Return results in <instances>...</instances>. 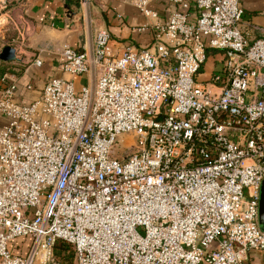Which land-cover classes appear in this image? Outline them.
I'll use <instances>...</instances> for the list:
<instances>
[{"label":"built area","instance_id":"obj_1","mask_svg":"<svg viewBox=\"0 0 264 264\" xmlns=\"http://www.w3.org/2000/svg\"><path fill=\"white\" fill-rule=\"evenodd\" d=\"M127 1L151 20L131 28L152 30L148 45L116 51L106 28L90 51L63 43L69 77L30 100L0 74V264H60L57 243L73 264H247L264 251V27L243 21L242 0ZM209 50L223 58L201 79Z\"/></svg>","mask_w":264,"mask_h":264},{"label":"crops","instance_id":"obj_2","mask_svg":"<svg viewBox=\"0 0 264 264\" xmlns=\"http://www.w3.org/2000/svg\"><path fill=\"white\" fill-rule=\"evenodd\" d=\"M241 4L243 21L263 28L264 0H242ZM150 8L156 11L159 20H164L171 10L163 1L152 2ZM2 17L4 21L14 25L19 33L15 35L14 32L12 36L26 40L28 49L23 55H19L17 51V61L7 63L0 60V74H14L20 97L27 100L35 98L49 78L69 77L57 68L56 53L63 43H68L78 51H90L96 30L106 28L111 34L116 51H120L125 46L140 48L148 45L153 34L152 30L146 33H132L133 26L150 24L151 20L141 15L127 0H77L75 3L70 2L68 8L64 0H0V18ZM28 27L31 29L29 35L25 33ZM7 29V26L1 23L0 36L5 35ZM244 30L250 38L261 35L260 31L249 27ZM2 47L0 46V49ZM28 50H34L35 56L41 58L40 67L31 64L28 57L31 51ZM222 58L220 51L209 50L206 62L209 61L213 67H219ZM20 65H24V68L21 69ZM211 72V69L207 70L203 66L199 78L206 79ZM80 79L91 81L87 74L74 77L73 82L77 90L85 85L77 86ZM30 82L33 84L32 89L26 87ZM253 252L254 263L264 264V251Z\"/></svg>","mask_w":264,"mask_h":264},{"label":"rangeland","instance_id":"obj_3","mask_svg":"<svg viewBox=\"0 0 264 264\" xmlns=\"http://www.w3.org/2000/svg\"><path fill=\"white\" fill-rule=\"evenodd\" d=\"M9 9H11V6H7ZM5 24L7 26V32H5V35L0 36V46H5V45H10L13 47H17L18 48V54L19 55H23L25 54V50H27L28 48L26 47V40L24 41L23 39H16V37H13V33L15 32V35L18 34V30L15 29L14 25L10 22H6L4 21V17L0 18V24ZM25 33L27 35H29V33H31V30H25ZM26 36V35H25ZM14 39V40H13ZM31 51L28 55L29 57V61H32L35 57V51L34 50H28ZM25 65V64H24ZM24 65H20V68H24ZM205 68L207 70H212V72L218 71L219 67H213L212 64H209V61H207L205 63ZM86 80L85 79H80V81L78 82L77 86L80 87V85L82 84H86ZM253 253L251 252L247 261V264H255L253 261ZM54 256L55 259L60 263V264H73V254L71 249H69L68 247H66L64 249V252H60L59 254L56 252V250L54 249ZM34 264H41L38 261H35Z\"/></svg>","mask_w":264,"mask_h":264},{"label":"water","instance_id":"obj_4","mask_svg":"<svg viewBox=\"0 0 264 264\" xmlns=\"http://www.w3.org/2000/svg\"><path fill=\"white\" fill-rule=\"evenodd\" d=\"M0 60L7 63L19 60L15 48L10 45L3 46L0 49ZM258 224L261 229H264V180L261 183L258 201Z\"/></svg>","mask_w":264,"mask_h":264},{"label":"trees","instance_id":"obj_5","mask_svg":"<svg viewBox=\"0 0 264 264\" xmlns=\"http://www.w3.org/2000/svg\"><path fill=\"white\" fill-rule=\"evenodd\" d=\"M77 0H64V2H65V4H66V6H67V8L69 7V5H70V2H72V3H75ZM5 66V65H4ZM3 71H4V69H3ZM66 247H68L69 249H71L69 246H67L66 244H63V243H57L56 245H55V250H56V252L59 254L60 252H64V249L66 248ZM71 251H72V254H73V250L71 249Z\"/></svg>","mask_w":264,"mask_h":264}]
</instances>
